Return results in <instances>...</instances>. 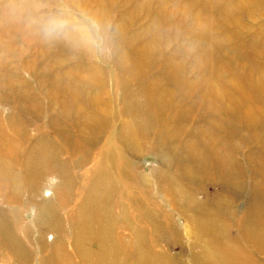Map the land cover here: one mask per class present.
Listing matches in <instances>:
<instances>
[{"label": "rangeland", "instance_id": "rangeland-1", "mask_svg": "<svg viewBox=\"0 0 264 264\" xmlns=\"http://www.w3.org/2000/svg\"><path fill=\"white\" fill-rule=\"evenodd\" d=\"M222 1L0 0V264H66L68 244L95 249L102 225L110 264H148L149 253L201 264L222 247L227 264H264V125L225 103L253 64L264 72L249 42L264 44V0ZM65 2L97 17L100 49L46 42L12 16ZM135 60L146 76L132 75ZM145 94L160 100L151 124L132 108ZM79 98L100 125L67 118ZM146 212L160 228L141 222Z\"/></svg>", "mask_w": 264, "mask_h": 264}, {"label": "bare ground", "instance_id": "bare-ground-1", "mask_svg": "<svg viewBox=\"0 0 264 264\" xmlns=\"http://www.w3.org/2000/svg\"><path fill=\"white\" fill-rule=\"evenodd\" d=\"M222 2H223V4L227 3L224 0ZM247 6H249V5H247ZM171 13L172 12H170L169 14H171ZM224 13H226V12H224ZM196 25H198V24H196ZM201 27H203V26H200V28ZM151 31L155 32L154 30H152V28H151ZM142 34H144V33H142ZM145 34H148V28L147 27L145 28ZM227 36H229V32H227V34L225 35V37H227ZM249 42H251V45L253 46V48H252L253 51L257 50V51L264 53V44L260 43L254 37H252L249 40ZM235 48H239V46H235ZM203 57H204V55L200 53L198 55V61H200L201 58H203ZM203 64L206 67H211L212 70L214 71L210 62L204 61ZM147 70H148V68H147V65L145 64V62L139 61V60H135L132 64V67H131L132 75L136 76V74H139V75H137L138 77L139 76L140 77L146 76ZM249 72L247 73V75H245L246 77H248L247 79H245L247 81V86L246 87L242 86V88L239 92L236 91V94H238L237 96H235L236 94L233 91H230V90L225 91V98H226L225 103L228 106V109H229L228 112L230 114L238 116L239 118H241L242 122H244V123L247 122V123L254 124V125L259 127V125L260 126L264 125V117H263L264 116V72L262 70H260L258 72V66L256 64H253V68H251V72L250 73ZM252 75L254 76V81L250 82ZM227 80L230 83L233 82V79H227ZM147 96H148L147 94L142 96L145 98L144 101H142V102H140L139 100L134 102L132 104V108H133V110H135V113H136L135 117L136 118H138L140 116V114H143L142 112L147 113L149 117H148V120H146L144 123L148 124L150 122L149 124H151V122H152L151 116L153 114L154 109L160 104V100L152 101V99H146ZM74 98L77 99L78 97H74ZM89 98L90 99L93 98V100L90 101ZM85 101H88L89 104H96L97 103L98 105H100V103L101 104L103 103V101L101 102L96 97L85 98ZM79 103H80V105L76 109H74V111H72V112L69 110L66 111L65 114H66L67 118L68 119L71 118L72 115L75 116L74 118H77V119H79L80 122H82L81 124H82L84 129L90 128L91 126L94 128V126L100 125L99 124V119H100L99 117L96 118V117L90 116L87 114V112H85L86 110L82 109V108H84L83 107L84 104L80 100V98H79ZM103 105L104 104H102V106L100 105L99 107L102 109H105L106 107H105V105L104 106ZM209 107H214L213 103H210L209 105L205 106V108H209ZM258 108H261L263 110V114H262L263 116L259 115ZM64 109H65V106H64ZM86 109L88 110V108H86ZM127 109H129V108L128 107L125 108L124 111H127ZM215 110H216L215 112H221V107H215ZM139 111H142V112L139 114ZM103 113H105L106 115L109 114L106 110H104ZM52 120H53V118H51V121ZM127 122H128V120L124 121L123 124H126ZM74 123L76 124L79 122L74 121ZM17 125H19V124H17ZM130 125L131 124H129V127H127V132H129V130L131 128ZM17 129L21 130V131L26 130L25 127L23 128L22 123L18 126ZM99 129L101 131V126ZM206 132L207 131L204 130L203 128L200 129V133H206ZM129 135H132L131 132H129L127 134V137ZM132 138H133V136H132ZM188 144H192V143L188 142ZM111 147H112V145H109V148H111ZM195 156H197L199 158L204 157L203 154L200 152ZM99 176L100 177H98V178H101L102 174H100ZM38 199H39V197H38ZM151 215L152 214H148V213L144 214V217L141 220V222L150 224L151 229H153V226L160 228L161 226H160L159 222L156 223L155 217L151 216ZM113 221L114 220L111 218V223ZM187 228H188V222L185 223V226H184V229L186 230V232H187ZM133 231L134 232L132 234V237L134 239H136V240H138V238L143 239L144 235L142 233L141 234L139 232L137 233L136 229ZM120 235L121 234H118V236H119L118 238L122 239V237H120ZM49 237H51V236H49ZM53 238H55V236H53L52 239ZM91 238L94 240V242L96 244L95 249H91L89 246L86 247L84 245V243L79 244V243H73L72 242V243L68 244V247H69L68 251L69 252H67L68 257L66 260V264H80L81 262L82 263L84 262L86 264H110L109 259L111 258L112 253L115 252V249L110 244L111 239L109 238L105 228H103V225L100 226L97 233L93 232V234L91 235ZM124 239H126V238H124ZM224 250H225L224 247H222L220 250L215 249V248H209L205 254V257H204L206 262L202 259H199L198 262H201V264H227L226 263V253ZM65 253H66V250H65ZM147 257H148V261H149L148 264H154L155 263L156 258L152 254H150V253L147 254ZM171 258H173V257L170 256V258H168V260L165 259V263L166 264H175L174 260ZM158 264H161V263H158Z\"/></svg>", "mask_w": 264, "mask_h": 264}, {"label": "clouds", "instance_id": "clouds-1", "mask_svg": "<svg viewBox=\"0 0 264 264\" xmlns=\"http://www.w3.org/2000/svg\"><path fill=\"white\" fill-rule=\"evenodd\" d=\"M14 20H24L46 42L63 41L75 48L98 50L104 43L97 17L87 10L72 9L67 2L41 11L27 4L13 6Z\"/></svg>", "mask_w": 264, "mask_h": 264}]
</instances>
